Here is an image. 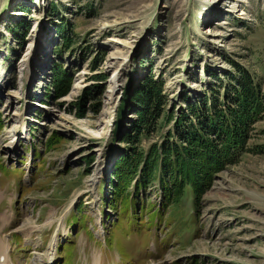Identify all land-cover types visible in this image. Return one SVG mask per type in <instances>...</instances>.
I'll use <instances>...</instances> for the list:
<instances>
[{
    "label": "rangeland",
    "instance_id": "obj_1",
    "mask_svg": "<svg viewBox=\"0 0 264 264\" xmlns=\"http://www.w3.org/2000/svg\"><path fill=\"white\" fill-rule=\"evenodd\" d=\"M231 61L264 91V0H0V237L12 264H58L57 251L50 253L56 238L50 252L43 242L56 227L65 244L76 235L84 264H264V153L246 151L214 175L198 222L180 220L179 209L149 213L159 204L153 186L139 194L145 208L134 220L107 204L112 193L102 186L124 146L113 129L128 81L134 89L153 75L166 111H178L185 94L202 99L212 84L228 82ZM58 64L73 80L65 95L48 98ZM85 89L91 96L78 115ZM127 104L123 130L136 117L133 102ZM51 133L61 140L44 151ZM149 136L145 147L159 139L158 130ZM257 143H264V118L251 130L249 145ZM77 195L73 213L61 220ZM186 200L190 210L193 200ZM14 232L20 241L11 240Z\"/></svg>",
    "mask_w": 264,
    "mask_h": 264
},
{
    "label": "trees",
    "instance_id": "obj_2",
    "mask_svg": "<svg viewBox=\"0 0 264 264\" xmlns=\"http://www.w3.org/2000/svg\"><path fill=\"white\" fill-rule=\"evenodd\" d=\"M63 41L66 46L70 45L68 37ZM231 63L234 69L226 76L228 82L212 84L208 93L203 92L202 99L191 101L185 94V108L178 111L174 108L166 111L162 83L154 80L153 75L134 89L132 81L127 82L119 103L121 112L117 114L113 129L114 140L124 146L114 154L110 175L102 181V186L108 185L111 190L107 204L114 210L129 212L137 220L139 212L145 208L139 194L147 195L146 189L153 186L159 194V204L156 211L148 209L149 213L163 215L169 208V213L174 215L179 209L180 220L190 216L198 222L202 195L210 187L214 175L236 164L246 151L264 153V143L254 144L252 148L249 145L251 130L264 118V91L259 83H254L249 71ZM52 73L47 97L56 99L68 92L73 78L61 64L56 65ZM93 77L102 80L104 75ZM95 88L99 92L100 85ZM90 96V89L82 91L77 103L78 115L83 114V100ZM98 99L99 96L97 105ZM127 99L133 102L136 117L123 130ZM170 121H173L171 126L162 132L160 128ZM2 128L0 114V131ZM157 130L159 139L145 147L142 140L149 139ZM59 140L61 138L51 133L45 139L44 151L51 150ZM91 161L92 157L87 163ZM0 165L2 168L3 163ZM18 178L20 187L21 178ZM188 192L193 200L190 210L184 206ZM80 208L81 205L76 211ZM13 236L20 241L19 234L13 233ZM111 238L110 232L105 241L111 243ZM71 248L70 244L62 246V256L68 257Z\"/></svg>",
    "mask_w": 264,
    "mask_h": 264
},
{
    "label": "bare ground",
    "instance_id": "obj_3",
    "mask_svg": "<svg viewBox=\"0 0 264 264\" xmlns=\"http://www.w3.org/2000/svg\"><path fill=\"white\" fill-rule=\"evenodd\" d=\"M117 81V80H116ZM78 87V85H75V88ZM116 86L112 87V90H110L109 93H107L106 95V100H105V109L111 111L113 109V105L114 102L112 101V96L116 93L115 92ZM99 134V132L97 133ZM55 245V244H54ZM6 246L3 244L2 241H0V251L5 252L6 251ZM52 251V250H51ZM98 260V258H95ZM94 264H96V262L94 261Z\"/></svg>",
    "mask_w": 264,
    "mask_h": 264
}]
</instances>
